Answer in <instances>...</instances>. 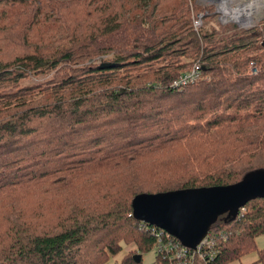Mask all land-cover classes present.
I'll list each match as a JSON object with an SVG mask.
<instances>
[{
  "label": "trees",
  "instance_id": "1",
  "mask_svg": "<svg viewBox=\"0 0 264 264\" xmlns=\"http://www.w3.org/2000/svg\"><path fill=\"white\" fill-rule=\"evenodd\" d=\"M217 20L192 0H0V264H103L127 243L141 256L154 236L135 195L264 170V21ZM193 63L200 77L170 87ZM263 231L255 197L191 264L263 263Z\"/></svg>",
  "mask_w": 264,
  "mask_h": 264
},
{
  "label": "water",
  "instance_id": "2",
  "mask_svg": "<svg viewBox=\"0 0 264 264\" xmlns=\"http://www.w3.org/2000/svg\"><path fill=\"white\" fill-rule=\"evenodd\" d=\"M255 197H264V170L228 185L140 193L132 198L130 207L135 220L158 227L183 246L194 248L217 217L233 218L240 206ZM132 258L137 263L140 256L135 253Z\"/></svg>",
  "mask_w": 264,
  "mask_h": 264
},
{
  "label": "rangeland",
  "instance_id": "3",
  "mask_svg": "<svg viewBox=\"0 0 264 264\" xmlns=\"http://www.w3.org/2000/svg\"><path fill=\"white\" fill-rule=\"evenodd\" d=\"M197 4H201L203 6H212L213 12H216L218 18V24L222 25L228 22H233L239 27H249L251 25H255L259 27L262 24V20L264 21V0H192ZM238 10L239 14L249 15L250 19H234V18H226L224 16L227 10ZM199 14V13H198ZM202 14V13H201ZM259 19V20H258ZM238 21L237 23L234 21ZM258 20V22H257ZM211 24V20L207 21V25ZM197 65V63H193ZM192 64V66H193ZM192 66L184 71L187 72L192 69ZM199 77H200V67L198 66ZM248 71L252 74L256 72V68L251 64L248 65ZM49 77V74L36 75L31 76L28 80H25L23 83H35L41 82ZM255 245L257 248H262L264 246V233L255 239ZM132 253H136L135 246L133 243L121 244V249L115 255L109 256L107 260L103 264H116L121 257L129 255ZM252 256V254H251ZM244 262V261H243ZM140 264H155L154 263V248L149 251L141 253L140 256ZM252 264V262L248 263Z\"/></svg>",
  "mask_w": 264,
  "mask_h": 264
},
{
  "label": "built area",
  "instance_id": "4",
  "mask_svg": "<svg viewBox=\"0 0 264 264\" xmlns=\"http://www.w3.org/2000/svg\"><path fill=\"white\" fill-rule=\"evenodd\" d=\"M201 13L197 14L192 20V26L196 29L200 25ZM234 22H238L237 20ZM252 26V25H251ZM250 27V26H249ZM247 28V27H242ZM199 78L198 66H192L187 72H181L170 83V87L179 88L188 83L194 82ZM141 225L148 227L149 233L154 236L152 249L161 256L167 257L170 264H191L195 257L211 258L214 255L213 246L215 236L207 233L198 241L194 248L183 246L177 239L165 232L164 230L141 222Z\"/></svg>",
  "mask_w": 264,
  "mask_h": 264
},
{
  "label": "crops",
  "instance_id": "5",
  "mask_svg": "<svg viewBox=\"0 0 264 264\" xmlns=\"http://www.w3.org/2000/svg\"><path fill=\"white\" fill-rule=\"evenodd\" d=\"M263 233H264V231H263ZM263 233H262V234H263ZM262 234H260V235H262ZM260 235H258V236H260ZM258 236H256V237L254 238V244H255V239H257ZM255 247H256V245H255ZM262 247H264V246H262ZM256 248H257V247H256ZM257 249H259V248H257ZM251 254H252V256H251ZM243 261H244V262H243ZM253 261H255V254H254L253 252L244 255V256L241 257V259H240V263H241V264H248V263L253 262ZM232 264H237V263H232ZM252 264H254V263H252ZM256 264H259V263H256ZM260 264H264V262H263V263H260Z\"/></svg>",
  "mask_w": 264,
  "mask_h": 264
},
{
  "label": "bare ground",
  "instance_id": "6",
  "mask_svg": "<svg viewBox=\"0 0 264 264\" xmlns=\"http://www.w3.org/2000/svg\"><path fill=\"white\" fill-rule=\"evenodd\" d=\"M224 16L226 18H234V19H246V20H249L250 17L249 15L245 16V15H242V14H239L238 10H227L224 14Z\"/></svg>",
  "mask_w": 264,
  "mask_h": 264
}]
</instances>
